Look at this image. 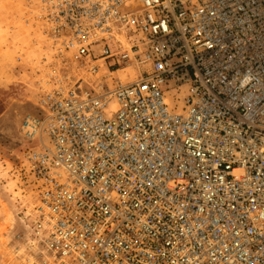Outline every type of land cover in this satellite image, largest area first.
Segmentation results:
<instances>
[{"label": "built area", "instance_id": "obj_1", "mask_svg": "<svg viewBox=\"0 0 264 264\" xmlns=\"http://www.w3.org/2000/svg\"><path fill=\"white\" fill-rule=\"evenodd\" d=\"M9 13L35 145L0 264H264V0Z\"/></svg>", "mask_w": 264, "mask_h": 264}, {"label": "rangeland", "instance_id": "obj_2", "mask_svg": "<svg viewBox=\"0 0 264 264\" xmlns=\"http://www.w3.org/2000/svg\"><path fill=\"white\" fill-rule=\"evenodd\" d=\"M18 0H0V242L7 239L14 222L12 196L24 152L32 148L22 132V122L34 110L31 79L17 71L20 43L25 42L24 28L11 27L10 8ZM2 239V240H1ZM0 247H5L0 243Z\"/></svg>", "mask_w": 264, "mask_h": 264}]
</instances>
